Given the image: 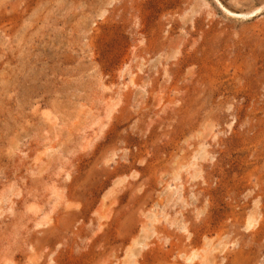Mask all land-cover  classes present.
Instances as JSON below:
<instances>
[{
  "label": "rangeland",
  "instance_id": "1",
  "mask_svg": "<svg viewBox=\"0 0 264 264\" xmlns=\"http://www.w3.org/2000/svg\"><path fill=\"white\" fill-rule=\"evenodd\" d=\"M0 264H264V0H0Z\"/></svg>",
  "mask_w": 264,
  "mask_h": 264
},
{
  "label": "bare ground",
  "instance_id": "2",
  "mask_svg": "<svg viewBox=\"0 0 264 264\" xmlns=\"http://www.w3.org/2000/svg\"><path fill=\"white\" fill-rule=\"evenodd\" d=\"M254 223V220L250 218V220L248 221V227L252 226Z\"/></svg>",
  "mask_w": 264,
  "mask_h": 264
}]
</instances>
